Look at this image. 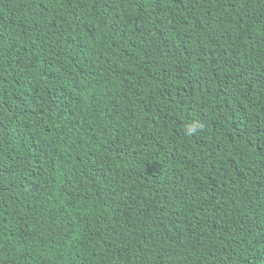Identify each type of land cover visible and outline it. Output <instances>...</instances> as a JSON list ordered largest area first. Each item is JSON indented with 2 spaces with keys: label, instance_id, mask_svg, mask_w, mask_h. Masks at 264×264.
Masks as SVG:
<instances>
[{
  "label": "trees",
  "instance_id": "1",
  "mask_svg": "<svg viewBox=\"0 0 264 264\" xmlns=\"http://www.w3.org/2000/svg\"><path fill=\"white\" fill-rule=\"evenodd\" d=\"M0 264H264V0H0Z\"/></svg>",
  "mask_w": 264,
  "mask_h": 264
}]
</instances>
